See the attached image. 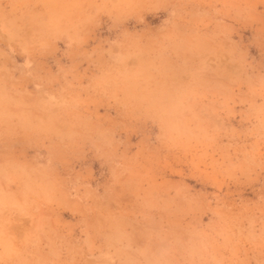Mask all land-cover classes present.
I'll return each mask as SVG.
<instances>
[{
  "label": "clouds",
  "instance_id": "obj_1",
  "mask_svg": "<svg viewBox=\"0 0 264 264\" xmlns=\"http://www.w3.org/2000/svg\"><path fill=\"white\" fill-rule=\"evenodd\" d=\"M0 264H264V0H0Z\"/></svg>",
  "mask_w": 264,
  "mask_h": 264
},
{
  "label": "rangeland",
  "instance_id": "obj_2",
  "mask_svg": "<svg viewBox=\"0 0 264 264\" xmlns=\"http://www.w3.org/2000/svg\"><path fill=\"white\" fill-rule=\"evenodd\" d=\"M244 35H245V37L247 38V37L250 36V33H245Z\"/></svg>",
  "mask_w": 264,
  "mask_h": 264
}]
</instances>
